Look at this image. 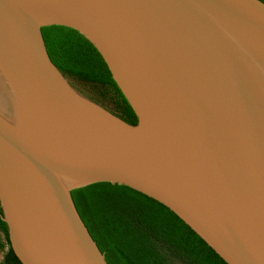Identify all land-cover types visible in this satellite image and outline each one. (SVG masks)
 Wrapping results in <instances>:
<instances>
[{
    "label": "water",
    "instance_id": "95a60500",
    "mask_svg": "<svg viewBox=\"0 0 264 264\" xmlns=\"http://www.w3.org/2000/svg\"><path fill=\"white\" fill-rule=\"evenodd\" d=\"M125 186L225 264H264V3L0 0V220L20 264H109L70 192Z\"/></svg>",
    "mask_w": 264,
    "mask_h": 264
},
{
    "label": "trees",
    "instance_id": "16d2710c",
    "mask_svg": "<svg viewBox=\"0 0 264 264\" xmlns=\"http://www.w3.org/2000/svg\"><path fill=\"white\" fill-rule=\"evenodd\" d=\"M70 195L109 264H225L171 211L134 190L94 183L72 190ZM4 246L10 261L2 264H20L0 220V251Z\"/></svg>",
    "mask_w": 264,
    "mask_h": 264
},
{
    "label": "rangeland",
    "instance_id": "374dc122",
    "mask_svg": "<svg viewBox=\"0 0 264 264\" xmlns=\"http://www.w3.org/2000/svg\"><path fill=\"white\" fill-rule=\"evenodd\" d=\"M6 250H7V248H6V246H4V248L0 251V264L3 263V257L6 254Z\"/></svg>",
    "mask_w": 264,
    "mask_h": 264
},
{
    "label": "flooded vegetation",
    "instance_id": "af4514ba",
    "mask_svg": "<svg viewBox=\"0 0 264 264\" xmlns=\"http://www.w3.org/2000/svg\"><path fill=\"white\" fill-rule=\"evenodd\" d=\"M6 261H10V259L8 257H6V254H5L4 257H3V263H5Z\"/></svg>",
    "mask_w": 264,
    "mask_h": 264
}]
</instances>
